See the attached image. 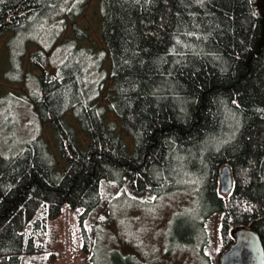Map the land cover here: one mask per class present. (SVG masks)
Returning <instances> with one entry per match:
<instances>
[{
    "label": "trees",
    "instance_id": "obj_1",
    "mask_svg": "<svg viewBox=\"0 0 264 264\" xmlns=\"http://www.w3.org/2000/svg\"><path fill=\"white\" fill-rule=\"evenodd\" d=\"M91 1L0 0V37L12 34L5 80L26 87L0 97V264H31L53 230L59 248L56 226L69 212L88 251L84 224L103 203L104 181L155 202L184 193L201 200L207 212L174 226L204 240L208 264L214 216L222 254L242 227L264 244V0H99L106 51L79 45L88 34L76 20ZM70 22L73 38H64ZM27 59L40 74L25 70ZM107 60L114 98L105 108ZM108 111L133 139L131 152ZM70 113L90 138L86 150ZM226 165L229 196L219 182ZM111 252L109 264H134Z\"/></svg>",
    "mask_w": 264,
    "mask_h": 264
},
{
    "label": "rangeland",
    "instance_id": "obj_2",
    "mask_svg": "<svg viewBox=\"0 0 264 264\" xmlns=\"http://www.w3.org/2000/svg\"><path fill=\"white\" fill-rule=\"evenodd\" d=\"M102 22L100 2L92 0L84 14L76 20L78 27L88 34V38L79 42V45L94 51H106ZM71 26L70 22L64 38H73ZM11 37L10 33L0 37V97L9 92L26 93L24 84H11L5 80V73L10 69L7 44ZM35 50L33 47L31 52ZM105 69L108 72V83L98 104L108 108L114 98L111 92L109 60L106 61ZM25 70L40 74L28 59L25 62ZM66 121L76 131L79 147L86 150L90 138L81 131L71 113L66 116ZM106 122L117 125V134L124 139L131 152L134 147L133 139L122 131L121 121L108 111ZM42 128L43 137L57 158L58 170L63 171L66 162L61 159L57 149L54 130L50 123H43ZM102 191V205L84 224L90 236L88 251L85 249L83 229L78 216L69 212L56 226L57 229L60 225L63 226L61 246L57 248L54 240L57 235L53 230L48 238L45 237L46 246L27 260L31 264H109L111 251L115 249L125 256H130L134 264H208L201 254L204 240L196 237L194 240L184 238L178 235L174 226L178 217H186L187 223L191 225L190 222L196 215L207 212L209 208L204 209L201 200L192 198L190 193H184L155 202L153 197L136 198L132 190L123 193L120 188L106 181L102 184ZM207 230L209 236L203 251L211 258L213 264H220L223 247L219 237V216H214L209 221Z\"/></svg>",
    "mask_w": 264,
    "mask_h": 264
},
{
    "label": "water",
    "instance_id": "obj_3",
    "mask_svg": "<svg viewBox=\"0 0 264 264\" xmlns=\"http://www.w3.org/2000/svg\"><path fill=\"white\" fill-rule=\"evenodd\" d=\"M219 182L221 194L228 196L234 188L229 165L222 168ZM220 264H264V244L251 226L235 231L234 243L222 254Z\"/></svg>",
    "mask_w": 264,
    "mask_h": 264
},
{
    "label": "flooded vegetation",
    "instance_id": "obj_4",
    "mask_svg": "<svg viewBox=\"0 0 264 264\" xmlns=\"http://www.w3.org/2000/svg\"><path fill=\"white\" fill-rule=\"evenodd\" d=\"M229 196V195H228Z\"/></svg>",
    "mask_w": 264,
    "mask_h": 264
}]
</instances>
